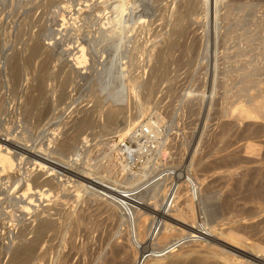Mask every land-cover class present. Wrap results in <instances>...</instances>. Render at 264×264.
Segmentation results:
<instances>
[{
    "label": "rangeland",
    "instance_id": "1",
    "mask_svg": "<svg viewBox=\"0 0 264 264\" xmlns=\"http://www.w3.org/2000/svg\"><path fill=\"white\" fill-rule=\"evenodd\" d=\"M118 1L0 0V164L6 169L0 171V264H115L135 256V264L148 261L128 240L126 211L119 213L92 189L77 188V181L90 187L95 172L101 184L115 183V190L139 182L144 187L155 174L167 191L181 184L164 215L160 208L156 214L167 217L175 226L171 237L183 242L157 264H191L193 251L197 255L209 245L240 264H264V0H124L121 15ZM35 45L40 50L31 55ZM240 105L251 106L253 116H240ZM149 119L158 122L155 138L130 132ZM127 124L130 133L120 140L114 131ZM42 130L48 135L39 138ZM53 130L57 141L50 144ZM113 147L122 155L121 169ZM126 147L141 150L129 159ZM38 148L56 159L83 161L59 175L61 189L33 185L16 202V189L25 188L24 172L30 169V179L38 173L30 164L41 156ZM15 178L20 181L12 184ZM148 201L141 209L148 215L136 226L145 250L165 243L147 239L155 207ZM225 202L232 208L217 228L244 229L240 242L249 246L248 254L227 246L216 232H199ZM27 203L34 206L26 210ZM176 207L189 210L187 217ZM42 220L51 226L37 234ZM29 245L31 254L13 257Z\"/></svg>",
    "mask_w": 264,
    "mask_h": 264
},
{
    "label": "bare ground",
    "instance_id": "2",
    "mask_svg": "<svg viewBox=\"0 0 264 264\" xmlns=\"http://www.w3.org/2000/svg\"><path fill=\"white\" fill-rule=\"evenodd\" d=\"M119 2V4L117 5V7H118V11H119V15H121V13L124 11V5H125V2H124V0H120V1H118ZM136 7V6H135ZM66 8H68V6H65V4H64V6H63V9H66ZM131 8H134V7H131ZM117 9V8H116ZM129 9H130V6H129ZM135 9V8H134ZM131 10H129V12H130ZM132 13V11L130 12V14ZM118 15V16H119ZM139 16V15H138ZM120 20V19H119ZM121 24V23H120ZM48 39H51V38H48ZM38 50H40V49H38V47L35 45V46H33L32 47V49H31V52H30V54L31 55H35L36 53H37V51ZM72 60V59H71ZM74 61V60H73ZM74 62H76V61H74ZM74 62H73V64H74ZM72 63V62H71ZM83 64V63H82ZM44 65V63L41 65V66H43ZM81 65V64H80ZM17 66V65H16ZM16 66H14V69L12 70V73H13V78L14 79H17L18 78V75H19V69H18V67H16ZM75 66V65H74ZM78 66H79V64H78ZM77 66V67H78ZM76 67V66H75ZM72 68H73V66H72ZM80 68V67H79ZM17 84V83H16ZM148 87H149V85H148ZM147 87V88H148ZM152 89V88H151ZM149 90V89H148ZM146 93H148V92H146ZM264 100V99H263ZM262 100V101H263ZM251 101V100H250ZM261 103V100H259L258 102H256V104L257 103ZM264 102V101H263ZM252 103V102H251ZM259 103V104H260ZM250 105H254V103L253 104H250ZM258 105V104H257ZM259 106V105H258ZM263 106V105H262ZM251 107V106H250ZM250 107H247V106H245V105H240L239 106V111H240V113L242 114V115H240V116H244V117H251V116H253V115H251V113H252V111H251V109H250ZM257 107V106H256ZM256 107H254L253 108V110H255V113L257 112V110H256ZM259 108H261V107H258V110H259ZM263 108V107H262ZM23 109V108H22ZM111 109V108H110ZM111 111V110H110ZM109 111V112H110ZM114 111H116V110H114ZM260 111H262V109L260 110ZM259 111V112H260ZM108 112V111H107ZM108 112V113H109ZM258 112V113H259ZM106 114V115H111V116H113V112H110L109 114ZM239 113V112H238ZM239 113V114H240ZM254 113V112H253ZM252 113V114H253ZM257 114V113H256ZM255 114V115H256ZM261 113H259V115H260ZM262 114H263V112H262ZM110 115H109V118H108V116H107V118L108 119H110ZM115 115V114H114ZM229 115V114H228ZM258 115V116H259ZM264 116V115H263ZM114 117V116H113ZM256 117H257V115H256ZM259 118V117H258ZM263 118V117H262ZM163 119V118H162ZM111 120V119H110ZM158 122H157V120L156 119H154L153 121H151L150 119L149 120H147L145 123H143L142 125H139V130H136V129H134V128H132V130L130 131V132H134V134L136 135V136H140V135H144V136H146V137H148L149 135H151L152 136V138H155L156 136H157V134H158V132H157V130H158V124H157ZM141 124V123H140ZM128 125L129 124H127V126L126 127H124L123 126V128H121L120 127V129L118 130V131H114V132H116L117 134H118V137H119V139H120V137H122V136H124L125 135V133L126 132H128L129 131V129H131V128H127L128 127ZM143 126H145V128H146V130H147V134L146 133H144V131H143V129L141 128V127H143ZM118 127H119V125H118ZM116 129H118V128H116ZM44 131L45 130H42L41 132H39L38 133V135L40 136L39 138H42L43 136H47L48 134H46V133H44ZM77 132H80L78 129H77ZM130 132H128V133H130ZM53 133L54 134H50L47 138H48V141L50 142V144H52L56 139H54L55 137H57L56 135H55V131L53 130ZM76 134H78V133H76ZM19 138V137H18ZM38 138V139H39ZM46 138V137H45ZM46 138V139H47ZM11 139H12V137H11ZM20 139H22V138H20ZM251 139V138H250ZM14 140H16V139H14ZM13 140V141H14ZM120 140H123L122 138L120 139ZM57 141V140H56ZM55 141V142H56ZM65 141V140H64ZM253 141V140H252ZM16 143L17 142H19V139H18V141H15ZM47 142V141H46ZM16 143H14V144H16ZM65 143V142H64ZM40 144V143H39ZM54 144V143H53ZM42 145V144H41ZM40 145V146H41ZM63 145V144H62ZM142 147V146H141ZM141 147L140 148H138L137 150H135L134 151V149H131V148H128L127 147V149L130 151V152H134V153H136V152H138L139 150H141ZM40 149L41 148H38V155L40 154L41 156H39L38 157V159L36 160V164H34V163H30V164H32L33 166H32V172H34V171H36V172H38L36 175H35V177L34 178H29V174L27 173V172H29V170L30 169H27L26 170V172H24V174H26L23 178H25L24 179V182L23 183H25V188L24 189H22V190H20V192L18 191V189H16V195L14 196V199H15V201L16 202H18V201H22V200H25L26 199V197L28 196V194H30L31 192L28 190L30 187H32L33 185H39V186H41V185H44V184H46L47 186L49 185V187L50 186H56V187H60V189H61V186H60V183L62 182V184H63V180H61V175H63L62 173H64V172H66L67 170H68V168H69V166L71 165V164H78V162L80 161L81 162V160L83 161V159H81V157H73V158H69L70 160H68L67 159V157L66 158H61V157H59V159H58V157H57V159L56 158H54L53 157V155H55V154H53V155H51V154H44V153H42L41 151H40ZM161 150H163L161 147L159 148V152H161ZM46 151V150H45ZM44 152V151H43ZM112 154H113V156H114V158H117L118 160H119V166H120V169H121V163H122V155H121V153L118 151V150H116L115 149V147H113L112 148ZM46 153V152H45ZM8 155H10V156H8L9 158H8V161L9 162H12L11 164H10V166H12V164L15 162V159L12 157V155L9 153ZM45 157V160L43 161V162H40L41 160H43L44 159V157ZM112 156V155H111ZM111 156L109 157L110 158V160L111 159H113V156H112V158H111ZM161 156H162V154H161ZM163 156H164V154H163ZM81 159V160H80ZM114 160V159H113ZM112 160V161H113ZM112 161H110V162H112ZM142 163H144L143 161H142ZM82 164V163H81ZM81 164H80V166H81ZM109 164V163H108ZM107 164V165H108ZM37 165V167L38 168H34L35 166ZM79 165V164H78ZM114 165V164H113ZM16 166V165H15ZM79 166V167H80ZM57 168V169H53V168ZM14 169V168H13ZM73 169V168H72ZM109 169V168H108ZM82 170V169H81ZM193 170V169H192ZM0 171H6V169L4 168V166H2L1 164H0ZM47 172H49L47 175H45L44 176V179L42 180V181H40V182H36V179L37 178H39L41 175H43V174H46ZM186 172V171H185ZM87 173H89L88 171H87ZM86 173V174H87ZM92 173V172H91ZM94 173V172H93ZM98 175L99 173H96L95 172V175ZM59 175H60V177H59ZM94 175V174H93ZM92 176V177H94V180H91V178H90V181H89V183H91V186L90 187H87L88 186V184H84V183H80V182H78L77 181V188L78 187H81V190H83V189H85L86 190V188H89L90 190L92 189V191H95L96 192V196H99V197H101L100 195H103L104 197H105V200H110V202H112L118 209H119V213H121V211H126L124 214L126 215V225H127V232H128V235L127 236H129V239L128 240H130L129 242L131 243V246H133L134 248H142L141 250H143V251H141L143 254L144 253H146V255L144 256V257H148V258H150L148 261H145L144 263H141V264H157L160 260H161V257L162 256H164V255H166L167 253H169V252H172L173 250H174V247H176L177 245H180V243H182L183 241H182V239L181 238H177V236L176 237H171V233L174 231V230H172V229H174L175 228V226H172L171 224H169L168 222H166V219L165 218H167V217H165V216H163L164 215V212H163V210L165 209V208H167L168 206H170L171 205V203L173 202V200H175L178 196H179V191H178V186L179 185H181L180 183L177 185V187L175 188V187H173L172 189H168V191H167V188L165 187L166 185H164L163 186V184H161L160 183V180L162 179V178H159V176L156 178V177H154V176H156L157 174H155V175H153L152 177H150L149 178V182H151V183H149V184H147L146 186H144V187H142L143 186V182H139L140 184H137V185H135V186H131L130 187V185L128 186V187H124V188H118L119 190H115V189H113L112 188V185H113V187H114V184L112 183V185H111V187L109 186H105V185H103V184H101L102 182H101V179H100V176ZM100 175V174H99ZM63 177H65V176H63ZM62 177V178H63ZM81 179H83L85 182H87L89 179L87 178V177H85V176H83V175H80L79 176ZM142 177V175H137V179H139V178H141ZM169 177V176H168ZM7 178H10V177H7ZM136 178V177H135ZM156 178V179H155ZM3 179V178H2ZM68 179H70V178H68ZM148 179V178H147ZM13 180V179H12ZM20 181V179H17V178H15L13 181H12V184L16 181V182H19ZM31 180V182H29ZM66 180V179H65ZM71 180V179H70ZM135 180V179H134ZM74 181V180H73ZM112 181V180H111ZM185 181V180H184ZM130 182H132V181H130ZM162 182V181H161ZM197 182V181H196ZM70 184H71V182H69ZM72 183H74V182H72ZM15 184V183H14ZM65 184V183H64ZM109 184H111V183H109ZM142 184V185H141ZM145 184V183H144ZM183 184V183H182ZM29 185H31V186H29ZM66 186H67V184H65ZM74 185V184H73ZM116 185V184H115ZM16 187H18L17 185H15ZM14 186V188H16ZM23 186V185H22ZM64 186V185H63ZM70 186V185H69ZM71 186H72V184H71ZM70 186V187H71ZM74 186H76V184L74 185ZM122 186V185H121ZM120 186V187H121ZM73 187V186H72ZM116 187V186H115ZM119 187V186H118ZM191 190L190 191H192L193 192V198L195 197V184L194 183H190V185L188 186ZM198 187V186H197ZM261 187V186H260ZM62 188H64V187H62ZM60 189H58V191L60 190ZM74 189H75V187H74ZM100 189H103V190H100ZM62 190H65V189H62ZM76 190V189H75ZM80 190V188L78 189V191ZM80 190V191H81ZM89 190V191H90ZM187 190H188V188H187ZM198 190V189H197ZM58 191L56 192V193H58ZM91 191V192H92ZM199 191V190H198ZM260 191V190H259ZM159 192H160V194L161 195H163V196H161L160 197V200H159V198L157 199V197H159L160 196V194H159ZM191 193V192H190ZM198 193H200V192H198ZM258 193V192H257ZM51 194H53V193H51ZM51 194H49V197H51ZM61 193H58V195H60ZM92 194V193H91ZM94 194V193H93ZM171 195V200H169V201H167V195ZM172 194H174L173 196H172ZM169 195H168V197H169ZM191 197V195L188 193L187 194V198H189V196ZM30 196H32V195H30ZM53 196V195H52ZM198 196V195H197ZM62 197H63V195H62ZM95 197V196H94ZM206 197H207V195H206ZM259 197H261V196H259ZM80 198V197H79ZM169 198V199H170ZM197 198H200V199H202V195H201V197H197ZM209 198V197H208ZM44 200H45V197L43 198ZM78 199V198H77ZM191 198H189L188 200H190ZM255 199V198H254ZM260 199V198H259ZM31 200V199H30ZM75 200V199H74ZM109 200H108V202H109ZM148 200H150V202H153L154 203V208H152L151 209V211L149 212V213H153V215H152V217H151V219L150 220H152V222L150 223V224H148V226L146 227V229H145V233H146V236H147V239L148 240H152V242H153V240H156V241H159L160 239H161V241L162 242H165V243H163L162 244V246H160V247H157V248H149V249H147V250H145L144 248H145V246L144 247H142V241L140 240V238H139V236H141V235H138V233L140 234V230H139V232L137 233V231H136V226H142L141 225V223H142V221H143V219L145 220V217H147V216H145V213L148 215V211L147 212H143V211H141V209L143 208V210H144V208H145V206H147V204H149L148 202ZM192 200V199H191ZM92 201V200H91ZM148 201V202H147ZM226 201V200H225ZM169 202V203H168ZM78 203V202H77ZM33 204V205H32ZM27 203V207H25L26 208V210H30V206H34V203ZM189 204H190V201H189ZM151 205V204H150ZM186 205V204H185ZM189 206H191V205H189ZM183 207V206H182ZM178 208V207H176V208H174V210L177 212V214L182 218V217H187V211H189L190 209L192 210V208H190V207H188V209L189 210H185V209H183V208ZM12 208V207H11ZM151 208V207H150ZM160 208V210L163 212V215H160V212L159 213H157L156 214V211H157V209H159ZM229 208H230V204L228 203V202H225L224 204H223V206H222V208H221V212L222 213H219V211H215L214 213H213V215H210L211 217H209V219H208V217H207V223H202L203 225L201 226H199V232H200V234L201 235H205L206 237L208 236H214L213 234L216 232V234H217V236L218 235H220L221 237H223V238H225V240H226V244H228L227 246H229L230 248H232V249H234V250H236V251H238V253L240 252V253H242V251H239L238 249H235V248H239V249H242V247L244 248V249H242L243 251H245L246 252V250L247 249H245V248H248L249 246L248 245H245L244 243H242V242H240V237L241 236H243L244 235V233H245V230L244 229H240V227L239 226H236V227H230V229H231V231L229 232V233H225V232H223L222 230H219L218 228H217V226H219V225H222V224H224L225 223V221L228 219V217L227 216H224L223 214L224 213H227V212H229ZM231 208H232V206H231ZM230 208V209H231ZM200 209V208H199ZM198 209V210H199ZM219 209V208H218ZM168 210V209H167ZM204 210V209H203ZM166 211V210H165ZM141 212V213H140ZM208 212V214H209V211H207ZM210 212H211V210H210ZM157 215H155V214ZM203 214H204V212H202ZM212 213V212H211ZM122 214V213H121ZM162 214V213H161ZM206 215H207V213H205ZM204 214V215H205ZM177 215V216H178ZM150 216V215H149ZM157 217V219H154V218H156ZM160 216V217H159ZM162 216V217H161ZM167 216V215H166ZM169 216V215H168ZM154 220H153V219ZM229 218H230V216H229ZM232 219V218H231ZM236 219V218H235ZM160 220H161V222H160ZM197 221V220H196ZM203 222H205L204 220H202ZM154 222H156V223H154ZM212 222V223H211ZM140 223V224H139ZM160 223V224H159ZM214 223V224H213ZM138 224V225H137ZM156 224H157V226H156ZM183 224V223H182ZM51 226V222H46L45 220H42V221H40L39 223H38V225H37V227H36V233L38 234V233H40L41 232V229L43 228V227H45V228H49ZM139 228V227H138ZM141 228V227H140ZM143 228H144V226H143ZM196 228V227H195ZM219 230V232H217L216 230ZM229 229V228H228ZM229 229V230H230ZM176 231V230H175ZM30 232V231H29ZM190 233V232H189ZM216 234H215V236H216ZM192 236V235H191ZM193 236H195V235H193ZM198 236H200V235H197V237ZM203 237V236H202ZM190 238V237H189ZM198 238H200V237H198ZM142 239V238H141ZM184 239V238H183ZM203 239V238H202ZM214 239V238H213ZM143 240V239H142ZM220 240V239H219ZM182 241V242H181ZM193 241V240H192ZM195 241V240H194ZM224 241V240H223ZM213 242V241H212ZM219 242V241H218ZM260 242V241H259ZM154 243H156V242H154ZM207 243V242H206ZM129 244V243H128ZM144 244V243H143ZM222 245L224 244V243H221ZM260 244V243H259ZM207 245V244H206ZM183 246V245H182ZM264 246V245H263ZM203 247V246H202ZM234 247V248H233ZM33 248H34V246H21V247H18L14 252H13V257L14 258H21V257H23V256H25V257H27L28 255H29V253L31 254L32 253V251H33ZM136 248V249H137ZM218 248H220V247H218ZM156 249H158V251H156ZM205 249H206V246H205ZM226 249V248H225ZM229 249V248H228ZM224 250V249H223ZM248 250H252V249H248ZM199 251V250H198ZM203 252L202 253H199V254H197L196 255V253H194V251H193V254H195L194 255V257L192 258V260H190L191 261V264H222V262H223V264H240V261L238 260V258H236V257H233V255H222V254H220V253H218L217 251H216V248H214V245H213V247H212V245L210 246H208L207 247V249L204 251V250H202ZM233 251V250H232ZM132 252V251H131ZM224 252V251H223ZM235 252V251H234ZM249 252V251H248ZM254 252H256L257 254H258V251L257 250H254ZM264 252V251H263ZM190 253H192V252H190ZM247 253V252H246ZM230 254V253H229ZM244 254V253H243ZM242 254V255H243ZM248 254V253H247ZM253 254V253H252ZM264 254V253H263ZM186 255V254H185ZM241 255V254H240ZM241 255V256H242ZM244 255H246V254H244ZM250 255H251V253H250ZM192 256V255H191ZM253 256H255V255H253ZM143 257V256H142ZM250 257V256H249ZM252 257V256H251ZM263 257V256H262ZM136 256L134 257V259H127L126 261H122V262H118V263H115V264H135L134 262L136 261ZM247 258V257H246ZM260 258V257H259ZM138 259V258H137ZM219 259H221L222 260V262L220 263V261L221 260H219ZM141 260V259H140ZM175 260V259H174ZM183 260V259H182ZM250 260H251V258H250ZM99 261H102V255H100V257H99ZM151 261V262H150ZM258 261V263H259V260H257ZM260 261H262V260H260ZM176 262H178L177 260H175V261H171L170 262V264H176ZM248 263H251L250 261H247ZM99 264H100V262H99ZM108 264V263H107ZM140 264V263H139ZM243 264V263H242Z\"/></svg>",
    "mask_w": 264,
    "mask_h": 264
},
{
    "label": "built area",
    "instance_id": "3",
    "mask_svg": "<svg viewBox=\"0 0 264 264\" xmlns=\"http://www.w3.org/2000/svg\"><path fill=\"white\" fill-rule=\"evenodd\" d=\"M143 131H144V133L147 134V130H146V129H143ZM125 150H126V153L129 155V159L132 158V157H133V158L135 157L136 153H134V152H130V151L127 149V147H126ZM133 158H132V159H133ZM136 161H137V159H136ZM138 161H140V162L142 163L143 160H138ZM142 164H143V163H142Z\"/></svg>",
    "mask_w": 264,
    "mask_h": 264
}]
</instances>
